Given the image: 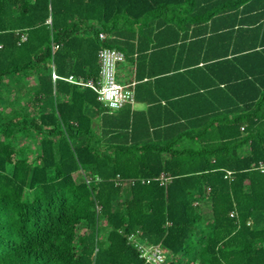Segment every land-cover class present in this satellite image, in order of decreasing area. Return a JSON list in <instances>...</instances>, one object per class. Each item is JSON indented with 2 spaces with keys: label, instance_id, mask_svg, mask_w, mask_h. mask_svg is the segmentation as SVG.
Here are the masks:
<instances>
[{
  "label": "trees",
  "instance_id": "obj_1",
  "mask_svg": "<svg viewBox=\"0 0 264 264\" xmlns=\"http://www.w3.org/2000/svg\"><path fill=\"white\" fill-rule=\"evenodd\" d=\"M261 162L264 0H0V264H264Z\"/></svg>",
  "mask_w": 264,
  "mask_h": 264
},
{
  "label": "built area",
  "instance_id": "obj_2",
  "mask_svg": "<svg viewBox=\"0 0 264 264\" xmlns=\"http://www.w3.org/2000/svg\"><path fill=\"white\" fill-rule=\"evenodd\" d=\"M101 38L106 35L100 32ZM26 35H23V39ZM98 59L100 63V72L97 81L92 79L85 80L70 74L65 79L80 85H88L98 92V98L110 110L119 109L126 103L135 102L134 82H122L117 77L118 66L126 60V54L123 50L110 46H102L98 50ZM54 77H57L54 74ZM260 168L264 169V164L260 163ZM164 179V174L162 175ZM234 212H231L233 215ZM140 230L129 234V241L139 250L140 256L146 262L151 264H165L167 260V250L161 243H149L142 239ZM183 264V263H178Z\"/></svg>",
  "mask_w": 264,
  "mask_h": 264
},
{
  "label": "crops",
  "instance_id": "obj_3",
  "mask_svg": "<svg viewBox=\"0 0 264 264\" xmlns=\"http://www.w3.org/2000/svg\"><path fill=\"white\" fill-rule=\"evenodd\" d=\"M143 76L144 77L145 76H148V72L144 73ZM117 77L122 82H125V83L126 82H134V90H135V84L137 82V80H136L137 78H136L135 65L133 63H129L127 61V59H126L124 62H122L121 64H119L118 71H117ZM145 79H146V77H145ZM131 104H132L133 108L140 109V108H145L147 103L137 101L136 100V96H135V102L134 103H131Z\"/></svg>",
  "mask_w": 264,
  "mask_h": 264
}]
</instances>
